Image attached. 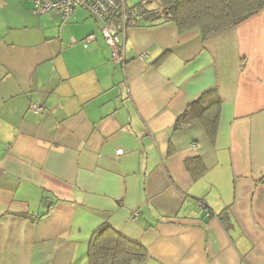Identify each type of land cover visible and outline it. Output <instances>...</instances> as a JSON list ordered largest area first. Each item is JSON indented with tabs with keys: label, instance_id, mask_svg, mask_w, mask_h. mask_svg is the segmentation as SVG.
<instances>
[{
	"label": "crops",
	"instance_id": "crops-1",
	"mask_svg": "<svg viewBox=\"0 0 264 264\" xmlns=\"http://www.w3.org/2000/svg\"><path fill=\"white\" fill-rule=\"evenodd\" d=\"M150 23L122 65L87 10L0 0V264H86L104 222L137 264H264V9L206 40ZM211 89L215 141L173 129Z\"/></svg>",
	"mask_w": 264,
	"mask_h": 264
},
{
	"label": "trees",
	"instance_id": "trees-1",
	"mask_svg": "<svg viewBox=\"0 0 264 264\" xmlns=\"http://www.w3.org/2000/svg\"><path fill=\"white\" fill-rule=\"evenodd\" d=\"M155 2V7L148 4ZM137 24L172 23L178 32L195 29L202 40L232 29L264 9V0H142L136 6ZM222 101L211 89L191 101L176 118L173 129L198 121L213 143L217 136ZM147 259L146 249L124 237L108 223L92 234L86 251V264H137Z\"/></svg>",
	"mask_w": 264,
	"mask_h": 264
},
{
	"label": "built area",
	"instance_id": "built-area-1",
	"mask_svg": "<svg viewBox=\"0 0 264 264\" xmlns=\"http://www.w3.org/2000/svg\"><path fill=\"white\" fill-rule=\"evenodd\" d=\"M34 13L54 12L61 16L62 21H67L73 17L77 8L87 10L99 24V30L106 44L111 51L112 61L124 64V45L121 36L130 26L137 24V10L134 7L128 8L125 0H31ZM93 39L89 35L85 42L86 46ZM145 53L140 55L143 58ZM34 111H39L41 106L35 103L30 105ZM119 149L117 153H121ZM203 206V204H201ZM209 213H207V216ZM134 219L137 213L133 214Z\"/></svg>",
	"mask_w": 264,
	"mask_h": 264
},
{
	"label": "rangeland",
	"instance_id": "rangeland-1",
	"mask_svg": "<svg viewBox=\"0 0 264 264\" xmlns=\"http://www.w3.org/2000/svg\"><path fill=\"white\" fill-rule=\"evenodd\" d=\"M136 26V25H135ZM139 57H140V55H139ZM111 60H112V57H111Z\"/></svg>",
	"mask_w": 264,
	"mask_h": 264
}]
</instances>
